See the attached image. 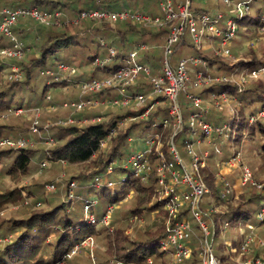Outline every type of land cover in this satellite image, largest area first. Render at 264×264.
I'll use <instances>...</instances> for the list:
<instances>
[{
  "label": "built area",
  "instance_id": "1",
  "mask_svg": "<svg viewBox=\"0 0 264 264\" xmlns=\"http://www.w3.org/2000/svg\"><path fill=\"white\" fill-rule=\"evenodd\" d=\"M193 0H161V13L152 14L140 8H122L114 9L104 6L91 7L83 9L72 20V23L78 24L82 20L91 19L94 21H105L109 24L130 21L133 24H139L149 28L169 27V35L162 45V69L155 72L149 62L140 60L142 53L150 51L152 46L148 43H139L124 56L118 66L110 72L103 73L101 76L90 74L85 79L76 80L75 84L80 85L82 94L80 98L73 101L72 106L76 111H84L87 109H95L100 104H110L113 106L133 108L144 111L137 117L147 119L151 111L163 105L168 106V116H157L151 124L150 130L142 132L146 135L144 147L132 149L127 157V165L132 169L134 177L141 178L142 181L148 182L152 174L156 175V200L162 205L163 209L168 213L166 223V236L159 240L161 250L171 253L172 264H186L191 256L190 239L194 230L190 217L198 224L204 239L203 248V264H222L212 249L213 222L209 223L206 217L211 212L217 211L215 207L203 208L202 201L208 193L209 187L203 177L202 167L207 166L212 154L223 153L218 145L220 139L229 140L231 132L234 135L231 121H223L216 123L209 121L207 116L212 112H223L228 109L232 120L237 115L240 101L233 94L227 91L211 93L204 96L199 92H193L190 89H199L214 83L235 82L241 86L247 81V76L254 80H264V65L251 70H244L243 75L239 78H233L226 74H213L208 67V59L201 55H191L187 58L179 60L177 65H173L171 56L174 52V46L180 41L182 36L187 32L191 35L195 48L201 51L204 47L214 46V53L219 57H228L231 55V44L237 36L240 27L239 19H241L247 11L250 10V0H223L226 4H234V13H223L218 10L213 13L203 11L199 14L192 8ZM61 9L49 10L42 9L37 5L0 8V37L9 39L10 44L0 47L1 58L24 59L26 57V47L24 43L17 37L14 28L19 25L22 18L30 17L38 22L49 25L58 20V16L62 14ZM264 27V15L261 18V24ZM204 41L214 42L203 46ZM102 45L106 47L103 54H98L90 61L91 72L100 68L106 70L108 66H112L115 62L117 47L108 44L104 39L101 40ZM188 63L193 65H202L204 69H199L195 75H190ZM13 75L21 74L17 65L12 66ZM78 66L64 61H57V73H68V75H76ZM56 71L47 69L44 71L49 75H53L57 79ZM68 77V76H67ZM18 78V77H17ZM64 78V77H63ZM149 84L148 91H134L137 85L145 87ZM105 90H114L117 94L114 97H106L101 99L100 94ZM181 92H185L188 103L189 121L187 125L184 123L183 108L180 99ZM13 109L17 114L24 113L23 106H14ZM38 116L31 125L33 132L39 131ZM264 118V109H260L258 113H252L249 117L251 123L258 119ZM102 116H77L75 118L65 119L61 121L63 124H78L83 126L90 122L100 121ZM129 118L125 119L128 120ZM122 121L119 126L124 125L127 121ZM186 127L189 135L184 139L185 147L190 156V161L186 160L181 150L175 143V135ZM160 128H170V134L167 137L168 151L164 149L163 134ZM117 131L111 134L116 135ZM132 141V138H129ZM55 142V141H53ZM2 144L10 147H26L25 139L15 140L12 137H6L1 140ZM108 140L101 143L102 148H106ZM209 145V146H208ZM210 147V148H209ZM241 153L235 151L225 163L229 165H239L241 169L240 183L242 185L256 186L264 195V186L259 183L252 173L250 167L241 162ZM42 165H48V161H43ZM114 170L113 162L108 166L107 173ZM126 177H124V180ZM224 182L223 196L231 194L232 186L226 179ZM96 185L101 186L102 183L109 187H114V182L109 180L107 176L104 178L96 177ZM54 183L48 186L50 191L55 190ZM77 184L70 181L67 189V201L73 206L78 199H82L76 193ZM96 200L92 197L84 199L83 209L85 218L89 223L108 225L115 208L110 205L104 214L97 218L93 213ZM41 203H39L40 205ZM184 207H188L189 216H180ZM258 217H264V209L260 211ZM211 237V239H210ZM250 238L246 237L240 245V251L245 253L249 249ZM95 238L92 234H88L81 240L76 242L72 249L66 253L63 259L50 261L45 264H68L72 258L80 255L83 249H91L90 256L95 264ZM111 264H132L112 256ZM252 264H264V256H257ZM146 264H154L153 257H148Z\"/></svg>",
  "mask_w": 264,
  "mask_h": 264
},
{
  "label": "trees",
  "instance_id": "2",
  "mask_svg": "<svg viewBox=\"0 0 264 264\" xmlns=\"http://www.w3.org/2000/svg\"><path fill=\"white\" fill-rule=\"evenodd\" d=\"M73 1L0 0V8L4 6L19 7L37 5L42 9H46V7L51 4V10H63L66 8V10H69L72 13H79L83 9L97 7L100 5L110 7L118 0ZM99 3L101 4L99 5ZM260 3L263 6L257 8V11H259L262 18L264 15V0H260ZM144 7L146 6L144 5ZM146 8L149 9V7ZM146 11L152 14H158L153 12V10ZM205 11L210 12L208 8H205ZM250 11L251 10L247 11L245 15L239 19L240 24L247 22L251 15ZM261 18L260 20L252 19V25L246 26L243 33L248 35L249 31L252 32V27L254 28L255 26H259L261 24ZM73 26H80L81 28L76 31H69L66 29L64 31H55L49 34L43 42L40 43L39 54L37 56L32 57L27 62L21 61L18 63V65L21 66V70L25 73V77L23 79L15 77L6 83L0 81V111L14 106H22L24 104V91H29L31 94L38 95V87L33 80L36 69H39L37 71L38 73L42 72L45 74L44 71L48 68H57V61H64L72 64L69 57L76 58L79 52L83 54L84 59L87 60V64L90 65V61L95 55L105 53L106 47H104L101 43V40L104 39L108 42V44H113L117 47V54L113 65L108 66L106 70L103 71L100 68L94 69L93 75L101 76L103 73L110 72L115 69L121 59L133 50L139 43H148L152 46V49L157 45H161L162 47V44L165 43L170 31L168 26L149 28L139 24H133L130 21L118 22L115 25H111L105 21L99 22L86 19L82 20V22L78 24L73 23ZM17 27L14 28V32ZM7 44H10L9 39L3 36L0 37V47ZM186 48H194L198 55H203L200 54V50L198 51L195 48L193 42L188 40L186 34H184L180 41L174 46L173 54L178 50ZM152 49L150 51H152ZM58 50L66 52L72 50L73 52L69 56L61 58L58 55L55 56V53ZM145 52L148 53L149 51ZM146 55H148L146 62L151 64L152 53L150 54L149 52V54ZM207 59L209 68H213V66L217 64L219 67L224 68V70L228 73L251 70L264 65V58H259L256 55L243 58L233 63L224 60L219 56ZM4 69L5 65L0 61V76ZM202 69L204 68L202 67ZM67 80L68 79H49V83L46 82L43 85V88L40 91L39 99L45 98L46 92L51 87H58L60 85L67 84ZM133 90L142 91L144 90V86L137 85L133 88ZM190 90L193 92H199L204 96L221 91H227L228 93L236 96L239 99L241 106L239 107L235 118L233 120L231 119L234 135L229 140H233L234 142L239 141V132L241 130H252L255 136L261 135L263 139L262 156L264 157V118L258 119L254 123H251L249 119L248 121H244L245 111L250 110L253 113L256 110L259 111L260 109H264V82L256 81L252 84H248L247 87H242L235 82H221L214 83L197 90H194L193 88ZM116 94L117 92L114 90H105L99 96L103 99L106 97H114ZM181 102L183 110H188V103L185 95L182 96ZM253 105L254 107L257 105V108L254 111L252 110ZM144 109L145 108H141L140 110L129 109L123 113H116L111 115L109 118L104 117L100 121L90 122L83 126L78 124H69L64 126L59 125L54 133L56 140L54 147L49 150L39 152L33 148L27 147L8 146L0 148V171L5 170L8 174H27L31 171L32 162L38 153L39 158H46L47 160L45 161L48 162L62 161L68 164L92 162L95 166L93 171L86 175H80L79 177L86 180L88 178L89 180L93 179L95 184L96 177L104 178L107 176L109 180L113 181L114 187L106 186L104 182L101 186H95V189L100 196L105 197L108 196L110 190L115 191V195L109 196L106 202H119L122 196L128 191V187L131 186L138 192L136 195L138 202L135 207L130 210L131 213L141 214V212L146 209H157L166 218L168 217V213L163 209L159 201L156 200L151 203L152 197L156 195V175L152 174L149 181L145 182L144 185L138 184V181H142L141 178L130 176L133 175L132 169L129 165L126 166L129 152H125L124 147L128 142H131L129 141V138L132 131H138L139 133L146 132L150 130L155 117L168 116V106L163 105L162 107L160 106L154 111H151L147 119L138 118V120L127 125L119 126V124L127 118L138 117ZM80 115L100 116L102 114L95 109H87L81 111ZM230 117L231 115H228V113L221 114V112H212L207 116V119L209 121L221 123L223 121H230L228 120ZM11 128L12 127L9 125L3 123L0 124V140L6 134L5 131ZM27 129L28 128L20 129V132H25ZM114 131H117L116 135L111 134ZM160 131L163 134L164 149L167 152V137L169 136L171 130L170 128H160ZM186 131V127L184 126L182 131L175 135L174 139L176 144L181 134L184 132L186 133ZM104 140H108L106 148L109 147V151L106 153H104V148L101 146V143ZM235 151H232V153ZM112 162L114 170L111 173H107L108 166ZM201 169L203 177L209 187V191L205 195V197L209 196V200L206 202H204L205 200L202 201V207H218L217 211L211 212L210 216L206 217V220L210 219L213 222V240H215L220 233L224 231V229L233 223L235 224L238 222L250 221L253 222V224L256 223L257 225L264 224V217H258L260 211L264 209V195L262 192H251L247 190L245 193H241L238 197L234 196L233 193L223 196L222 192L224 182L220 179L218 181L216 173L212 171L208 165L202 167ZM116 170H121L123 172L120 180L122 186L120 188H118L115 181L111 179V175ZM126 173H129L130 175H126ZM124 177H126L125 180ZM68 184L66 186V190L68 189ZM31 194H33L32 189H29L27 192H24L23 189L19 187L6 190L5 192L0 193V207L11 201L17 202L22 197L26 195L30 196ZM81 201L83 209V198ZM73 208L74 207L70 206V203L67 200H63L46 209L34 210L26 217L1 220L0 234L4 231L3 235H6L10 233V230L13 232L16 231L17 233L12 240H7L5 245L0 247V264H45L50 261L60 260L63 259L64 255L72 249L76 242L81 240L86 235L97 234L103 229L107 230L106 226L103 227L101 231L100 229L97 230L95 225L93 223H89L85 218L84 212L83 215H80L78 211H73ZM114 211L115 209L112 211L110 218H112ZM184 215L189 216L188 207L183 208L179 218ZM96 217L100 218L98 213ZM122 232L123 231L118 229L113 231V233L110 232L108 234H112L114 245L115 247H118V251L115 253V256L124 262L132 264H146L148 257H154L156 259L163 258L167 255V252L161 250L159 247V240L166 236L167 233L166 224H162L154 230H147L142 236H126L124 240L127 241V244L119 246V244L115 241L119 238V236L123 235ZM51 234L56 235L55 239L47 240V237ZM201 236L203 237L202 232ZM190 242L192 241L190 240ZM190 244L192 247L190 258L193 260L186 262V264H194L198 259V249L196 244L195 246L194 244L192 245V243ZM237 245V243L234 244V246ZM47 246L51 249L50 254H48V250L46 249ZM226 249L227 247L225 244H218V254L215 255L221 259L222 264L227 263L229 257V255L224 252Z\"/></svg>",
  "mask_w": 264,
  "mask_h": 264
},
{
  "label": "rangeland",
  "instance_id": "3",
  "mask_svg": "<svg viewBox=\"0 0 264 264\" xmlns=\"http://www.w3.org/2000/svg\"><path fill=\"white\" fill-rule=\"evenodd\" d=\"M58 1H73V0H58ZM179 1V0H178ZM238 0H233V3H236ZM74 2V1H73ZM177 2V0H176ZM175 2V3H176ZM94 3V2H93ZM226 4L223 0H193L192 8L196 11L197 14L205 11V8H208L211 13L215 10H218L223 13H234L233 8L234 4ZM92 4V3H91ZM101 3H99L100 5ZM149 7L147 9L146 7ZM102 6V5H100ZM263 5L260 3V0H251L250 3V18L246 23L240 24L239 30L237 32V36L233 39L231 44V55L228 57H222L224 60H227L231 63L237 62L243 58L252 57L256 55L259 58H264V27L263 26H255L252 27V32L249 31V34H244L245 27L248 25H252V19L260 20L261 14L257 11V8L262 7ZM46 7V6H44ZM51 4L46 7V9L51 10ZM41 8V7H40ZM109 8L114 9H122V8H140L145 10H153L155 13H161V0H118L113 3ZM63 13L58 16V20L56 19L54 23L45 25L37 20L25 17L22 18L19 22V26L15 30V34L17 37L24 43L26 47V57L24 59H12V58H1L0 61L5 65V69L3 70L0 81L3 83L8 82L12 79L11 75L13 72L12 66L17 65L20 69L21 74L13 75L18 77L19 79H23L25 77V73L21 70V66L18 65L19 62H27L32 57L37 56L39 54V46L40 43L51 33L55 31H76L81 28L80 26H73L72 20L77 16V13H72L69 10L64 8ZM112 25V24H111ZM115 25V24H113ZM186 37L188 40H191V35L187 32ZM215 44L214 42L204 41L203 46ZM163 45V44H162ZM213 53L208 51V48H203L200 51V54L206 55V57L212 59L217 55L214 53V46L210 47ZM69 51V50H68ZM72 50L69 52L58 50L55 53V56L59 57H67L72 54ZM151 65L153 70L156 72H160L162 69V55L163 50L161 45H157L152 51ZM146 52L142 53L140 58L141 61L146 62L147 56L149 54ZM154 53V55H153ZM145 55V56H144ZM191 55H198L195 49L186 48L182 50L176 51L171 56V61L173 65H177L180 59L187 58ZM202 55V56H203ZM70 62L74 66H78V70L76 75H68V73H57L55 68H48L50 70L56 71L54 74L57 75V79L54 78L53 75L44 74L42 72L38 73L39 69H36L34 73L33 80L38 87V95L31 94L29 91H24V107L25 112L17 114L13 111V109H4L0 111V124H6L12 127L11 129L6 130V134L3 138L12 137L15 140L25 139L27 141V148H33L39 152L43 150H49L54 147L53 141L55 140V131L57 126L61 125V121H65V119L75 118L80 115L81 112L76 111L74 106H72L73 101H76L80 98L82 94V89L80 85L75 84L78 79H85L93 74L91 72V67L87 64V60L84 59L83 54L79 52L75 57H69ZM202 65H193L188 63V70L190 75H195L196 72L201 69ZM211 73L213 74H226L233 78H239L243 75V71H238L236 73H228L224 70V68L219 67V65L213 66V68H209ZM68 76V77H67ZM64 77V78H63ZM50 80H62L68 79L67 84L60 85L58 87H51L46 92V97L43 99H39L40 91L43 88V85ZM247 81L244 83V86L247 87L248 84H252L256 81L264 82V80H254L250 76H247ZM33 82V81H32ZM49 83V82H48ZM243 87V86H242ZM144 89L147 91L150 89L149 84H146ZM195 90V89H194ZM185 92H181L180 99L182 98ZM15 104V103H14ZM259 105V104H257ZM257 105L252 110H256ZM239 104L238 107H240ZM260 106V105H259ZM129 109L134 110L133 108L127 107H119L113 106L107 103L100 104L95 110L99 111L102 115V118H109L111 115L116 113H123ZM228 109L221 112V114H230ZM220 113V112H218ZM252 112L250 110L245 111L244 121H248L250 114ZM253 113H258V111H254ZM38 116L39 121V131L33 132L31 130V125L33 121ZM183 118L184 123L187 125L189 121V112L188 110H183ZM231 117L228 119L231 121ZM138 120V118H129L125 120L127 122L124 125H127L133 121ZM69 125V124H63ZM28 128L25 132H20V129ZM189 132L182 133L181 136L177 140V145L181 150L182 155L186 160L190 161V156L187 151L184 150L185 143L184 139L187 138ZM231 136H233V132H231ZM132 138L131 142H128L125 147V152H131L132 149H139L144 147L146 135H142L138 131H132L130 134ZM2 138V139H3ZM239 141L234 142L233 140H223L220 139L218 141V145L223 151V153H215L212 158L209 160L208 166L214 171L217 175L218 181L219 179H226L232 186L231 193L234 196L238 197L241 193H245V191H253L259 192V189L256 186H248L242 185L240 183L241 178V169L239 165H229L225 163V161L231 157L232 151H239L241 153L240 163L243 162L247 164L254 178L264 186V157L262 156V142L263 139L261 135L255 136L252 130H241L239 132ZM1 139V140H2ZM0 140V148L8 147L6 144H2ZM209 146V145H208ZM210 148V147H209ZM104 153L109 151V147L105 148ZM47 160L46 158H39V153L36 158H34L32 162L31 171L27 174L16 173V174H8L5 170L0 171V193L5 192L6 190L12 188H22L24 192H27L29 189L33 190V194L26 195L19 199L17 202H8L5 203L2 207H0V221L8 218H21L28 216L34 210H42L50 207L53 204L59 203L67 199V190L66 186L68 182L75 181L77 184L76 193L84 199L92 197L96 200L95 206L92 209L93 213L97 216L101 217L105 210L110 205H115V211L109 220V224H94L97 230L107 227V230H102L97 234H92L95 238V249L93 253L95 255V264H111L110 258L115 256V253L118 251V247H115L113 242L112 234L113 231L120 230L123 231V235L119 236L115 242L121 245L127 244V241L124 240L126 236L134 237V236H142L143 233L147 230H154L158 226L162 224H166L168 217L165 218L163 214H161L157 209L151 210L146 209L141 212V214H133L131 213V209H133L138 202L136 198L137 191L134 187H128V191L122 196L121 200L116 203H108L107 198L109 196L115 195L114 190H110L108 196H100L95 186H97L93 179L86 180L84 178L79 177L83 174H88L93 171L95 166L92 162L85 163H77V164H68L62 161L53 162L49 161L47 166H43L42 162ZM123 172L121 170H116L112 175L111 179H113L118 188L122 186L120 182ZM126 175H130L126 173ZM133 177V175H130ZM54 183L56 188L55 190L50 191L48 186ZM138 184H143L145 182L138 181ZM219 183V182H218ZM263 194V193H262ZM205 200V201H204ZM209 200V196H204L203 201L206 202ZM155 195L152 197L151 203L155 202ZM39 203H41L39 205ZM73 211H78L80 215H83L84 209H82V201L78 199L75 204L72 206ZM218 210V207H215ZM209 223L212 221L207 219ZM190 221L192 223V227L194 230L193 236L190 239L192 242H189L191 247L196 244L197 246V261L194 264H203V248H204V239L201 236V230L198 224L190 217ZM4 232V231H3ZM0 234V247L5 245L7 240H12L14 236H16V231L13 232L10 230L8 234L3 235ZM56 235L51 234L47 237V240L55 239ZM250 238L249 249L247 252L242 253L240 251L241 242L246 238ZM211 239V237H210ZM212 249L214 254L217 253V248L219 243H223L226 245L227 249L224 251L229 255L227 263L225 264H252L251 262L257 256H264V224H256L253 222H238L233 223L220 235L213 240L212 239ZM238 244L234 246V244ZM239 246V247H238ZM230 247V250H229ZM48 250V254L51 253V249L49 246L46 247ZM192 250V247H191ZM91 249H83L80 255L72 258L68 261V264H94L91 256ZM218 257V256H217ZM154 264H172V255L171 253H167L163 258H154ZM192 258H189L186 262L192 261ZM224 264V263H223Z\"/></svg>",
  "mask_w": 264,
  "mask_h": 264
},
{
  "label": "crops",
  "instance_id": "4",
  "mask_svg": "<svg viewBox=\"0 0 264 264\" xmlns=\"http://www.w3.org/2000/svg\"><path fill=\"white\" fill-rule=\"evenodd\" d=\"M208 51L210 52V53H213L212 52V49L210 48V47H208ZM203 56H205L206 57V55H203ZM206 58H208V57H206ZM156 72V71H155ZM195 90H197V89H195ZM143 91H147L146 89H144ZM79 116H81V115H79Z\"/></svg>",
  "mask_w": 264,
  "mask_h": 264
}]
</instances>
